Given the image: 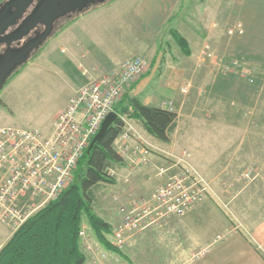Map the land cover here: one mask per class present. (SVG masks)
Here are the masks:
<instances>
[{
	"label": "crops",
	"instance_id": "crops-1",
	"mask_svg": "<svg viewBox=\"0 0 264 264\" xmlns=\"http://www.w3.org/2000/svg\"><path fill=\"white\" fill-rule=\"evenodd\" d=\"M184 2L185 0H106L75 15L58 32H54L28 64L42 74L55 72L60 80L69 86L70 91L60 108L43 121L41 130L45 133L51 131L54 116L66 106L80 85L98 73L116 67L124 58L141 55L147 58L153 67L158 54L162 52L160 45L165 40L167 44L170 42L166 39L169 35L164 31L172 17L171 24L189 43L191 54L186 58L200 54L203 44L209 42L208 39L214 31L213 26L216 23H210L211 18L215 16L216 20H224L225 6L227 11H231L229 15L232 18L239 20L236 15L241 16L243 12V20L259 19L264 26V2L259 3L262 1L253 4L256 3L255 0H215V12L204 7L196 23H191L181 16L179 11L183 9ZM242 34H234L236 38L232 40L231 47L235 55L232 57L241 65L254 67L255 71L259 66L256 62L264 63V56L248 45V39H241ZM216 54H219L218 51ZM84 69L86 74L83 73ZM185 72L184 65L167 63L157 80L153 81L149 76L150 71L129 89L132 95L145 104L161 107L160 102L163 99L172 101L176 120L170 132V140L162 142L147 134L138 122L127 118L123 130H130L134 137L131 139L133 144L135 145V139L140 137L151 147L144 156L146 160L141 161V157L130 150L119 164L110 169L112 176H116L115 180L110 182V187L114 190L112 196L116 194L114 200L122 198L128 203L132 199L137 200L149 195L162 182L158 169L164 167L168 173H172L179 167L182 168L183 163L179 158L183 151H187L190 154L188 162L207 179L211 193L214 194L208 195L183 216L170 218L166 230L171 233L180 231L181 235L164 244L161 238L158 244L166 245L168 251L177 254L186 252L183 258L171 264H264V211L252 214L247 210V205L250 204L249 196H255L258 191L260 193L264 190V131L258 128L251 131L249 126L261 123L262 117L221 119L225 131L215 134V149L212 154H208L201 140L204 136L203 124L207 119L199 115L198 100L192 99L185 104L186 101L178 94L179 80ZM259 74L256 72V78ZM232 85V91L235 93L243 90ZM20 87L8 84L0 92V125L23 124L22 120L14 115L13 101L10 98L13 93H20ZM255 91V94H259L262 91L261 86L257 85ZM188 98L189 96L187 101ZM181 133L183 148L179 149L175 139ZM250 166L259 169L263 177L241 187L237 181L238 172ZM220 205L225 208L229 206L232 217L222 212ZM98 215L110 225L112 232L122 225V215L118 209L109 207L103 215ZM212 223L214 225L206 230ZM83 225L87 227L88 237L102 249L108 250L95 239L85 222ZM203 226L206 227L202 228L201 232ZM10 233L8 231V238ZM217 235H223V238L217 239ZM107 237L109 241H113L112 233ZM125 241L123 244L128 242L127 245L131 246L126 236ZM82 250L86 260L89 259L83 247ZM108 251L119 257L122 255L121 258L128 260L122 251ZM162 264L168 263L165 261Z\"/></svg>",
	"mask_w": 264,
	"mask_h": 264
},
{
	"label": "built area",
	"instance_id": "built-area-1",
	"mask_svg": "<svg viewBox=\"0 0 264 264\" xmlns=\"http://www.w3.org/2000/svg\"><path fill=\"white\" fill-rule=\"evenodd\" d=\"M243 31L241 22L235 21L226 33L242 34ZM214 54L209 43H204L199 59L203 61ZM149 66L145 57L132 55L116 67L89 78L56 113L49 133L32 126L0 125V224L14 232L71 183L77 162L102 120L109 112L115 111L124 91L136 83ZM223 68L238 72L250 83L254 81V69L241 65L235 58ZM86 72L84 69L83 73ZM191 86L189 79L183 80L179 92L187 95ZM161 107L175 112L172 101L162 102ZM119 116L125 123L127 117ZM129 131H121L113 141V148L121 157L132 150L141 161L146 160L147 146L140 137L135 139L134 145L131 140L134 137ZM189 156L183 151L179 158L183 163L180 173L170 174L166 168L160 167L158 176L162 182L147 198L131 200L128 207L121 204L120 211L125 218L122 226L112 232L115 247H121L125 241V230L132 232L143 225H161L171 216L181 217L211 193L207 179L188 162ZM243 177L249 178L250 172H245ZM86 230L87 227L82 225L79 231L81 245L90 255L92 264H102L106 253L89 241ZM222 238L223 235L217 237Z\"/></svg>",
	"mask_w": 264,
	"mask_h": 264
},
{
	"label": "rangeland",
	"instance_id": "rangeland-1",
	"mask_svg": "<svg viewBox=\"0 0 264 264\" xmlns=\"http://www.w3.org/2000/svg\"><path fill=\"white\" fill-rule=\"evenodd\" d=\"M214 1L215 0H185L183 9L181 8L179 12L185 20L190 21L191 23H196V20L199 18L200 12L204 7L213 11V13L215 12ZM255 1L256 3L253 4H258L259 1H262L259 3L264 2L263 0ZM230 12L231 11H227L225 6L224 20H216L215 16L211 18L212 21L210 23H216L215 26H213L214 31L212 36L208 39L211 51L212 53H215L213 56L208 57L203 61L199 59V55H193L192 57L186 58V56L181 53L174 42H172L171 37L169 36L166 38L170 41L169 44H167V41L165 40L164 43L160 45L162 52L158 54L159 56L155 61V64H153V67L151 66L150 61L146 58L150 64L147 72L151 71L149 76L152 77L153 81L157 80L167 63L182 64L186 68V72L179 80V86L183 80L187 79L191 81L192 86L187 95L181 94L178 87V94H180V98L186 101L185 104L192 101V99L198 100V106H200L198 110L199 115L207 119V122L203 124L202 131L204 132V136L201 138V140H203L204 148L207 150L208 154H212L215 149V144L217 142L215 134L217 132L225 131V125L221 119L231 120L232 118L236 117H262L261 123L251 124L249 126H251V131L257 130L254 128L264 131L263 61L256 62L259 63L257 64L259 66L255 69L254 82L252 83L240 76L238 72L234 70H225L223 68V66L226 65L230 59H234L232 56L235 55V53L232 51L231 43L232 40L236 38V36L234 34H227V28L235 23V21L240 20L244 29V34L241 35V39H248V45L252 49L258 50L259 53L264 56V26L261 25L259 19L243 20L241 17L243 12H241V16L238 14L236 15L238 18H240L239 20L232 18L229 15ZM65 21L66 20H64V22ZM40 49L41 47L29 57L28 61L20 67L19 72L16 73L10 80H8V82L5 83L3 88L0 90L1 92L8 84L21 86L19 88L20 93L17 95L13 93L10 97L13 101L12 108L14 110V115L20 118L23 123L19 127L32 126L41 129L40 126L43 125V121L54 111L60 108L70 91L69 86L64 81L60 80L59 76L55 72L47 74L43 72L42 74L39 72V70L32 69L31 64H28L36 57V54ZM216 51H218L219 54H216ZM256 72L260 73L257 75V78ZM230 84H233V87H239L243 90L240 92L237 91L235 93L232 91ZM257 85H259V87L261 86L262 88V91L259 94H255V88ZM201 89H203L202 92H200ZM188 96L189 98L187 101ZM164 101L166 102L170 100L163 99L160 104ZM142 141L147 146V148L150 149V144L143 139ZM175 143L179 149L183 148L182 133L180 135L178 134L175 139ZM153 151L156 152L154 149ZM247 171L250 172L249 178L243 177V174ZM180 172L181 168L179 167L178 170L172 173L170 172V174H177ZM262 177L263 173L259 171V169L250 166L244 168L241 170V172H238L237 181L240 186L243 187L250 181L254 182L259 179L261 180ZM112 178L115 180L116 176H113ZM111 184L112 183L110 182L101 181L92 188L93 209L95 213H100L101 215H103L105 210L109 207H113L114 210L118 209V212L120 215H122V224L125 217L123 218V213H121L120 207L121 204L128 207L129 202L127 203L122 198H116V200H114L113 197L116 194L112 196L114 190L111 189ZM210 194H214V192ZM147 197L148 195L139 197V199H145ZM206 198L207 197H205V199ZM248 200L250 201V204L247 205L249 207V209H247L249 212L252 214H258L261 213V211H264V190L262 192L260 191V193L258 191L255 196L250 195ZM220 208L222 212H224L228 217H232L233 214L230 212L229 206L228 208H225L223 205H220ZM171 217L163 221L161 225H143L138 230L132 232H126L125 230L124 235L126 236V239H129V242H131V246H128L127 242L123 244L121 249L120 247L117 249L124 252L129 261L121 258L122 255L121 257L116 256L113 253H109L108 250L102 249L100 246H98L99 249H101L100 251L106 253V259L103 260L102 264H162L165 261L168 264H171L172 262L183 258L185 255L184 253L186 252L182 251L177 254L175 252L168 251L167 248H165L166 245L158 244L161 238H163L161 240H164V244L165 242L168 243L172 238H179L181 235L180 231H173V233H171L166 230L169 222L171 221ZM213 225L214 223L209 224L207 227H201V232H203L205 227L207 230ZM5 228L12 233L11 229L3 224H0V248L8 238V231ZM197 233L198 232H196V234ZM88 236L89 235L87 234L89 241L93 244H96ZM218 236L220 235H217V237ZM111 239L113 240L112 242L115 241L114 237ZM194 247L195 242L193 241L192 248ZM88 256L89 259H87L88 261L85 259L84 264H92L91 257L89 254Z\"/></svg>",
	"mask_w": 264,
	"mask_h": 264
},
{
	"label": "trees",
	"instance_id": "trees-1",
	"mask_svg": "<svg viewBox=\"0 0 264 264\" xmlns=\"http://www.w3.org/2000/svg\"><path fill=\"white\" fill-rule=\"evenodd\" d=\"M74 16L62 23L55 33ZM172 19L167 22L164 32L183 55L189 56V43L171 24ZM22 65L12 70L6 83ZM131 86L114 107L118 114L116 120L79 158L71 183L55 199L30 215L1 246L0 264H84L86 257L79 237L83 222L103 247L119 251L107 237L112 233L110 225L95 213L92 205V188L101 181L113 182L109 171L122 161L113 148L114 139L125 125L119 115L135 120L147 134L162 142L170 140L176 120V112L145 104L132 95L129 92Z\"/></svg>",
	"mask_w": 264,
	"mask_h": 264
},
{
	"label": "water",
	"instance_id": "water-1",
	"mask_svg": "<svg viewBox=\"0 0 264 264\" xmlns=\"http://www.w3.org/2000/svg\"><path fill=\"white\" fill-rule=\"evenodd\" d=\"M32 0H12L11 4L16 5V11L9 12L8 7L0 11V43H5V50L0 54V90L5 85L15 66L24 64L29 57L42 46V44L51 36V23L58 16L77 15L91 6L103 3L106 0H39L31 13L20 23L13 31L4 34L7 26L14 23L18 16ZM38 22L45 24L44 30L29 39L20 47L11 48V42L22 38ZM118 117L115 111L109 112L102 120L96 134L89 142V148L97 141L107 130V128Z\"/></svg>",
	"mask_w": 264,
	"mask_h": 264
},
{
	"label": "flooded vegetation",
	"instance_id": "flooded-vegetation-1",
	"mask_svg": "<svg viewBox=\"0 0 264 264\" xmlns=\"http://www.w3.org/2000/svg\"><path fill=\"white\" fill-rule=\"evenodd\" d=\"M38 1L39 0H32L31 3L29 5H27V7L18 16L15 17L14 23L7 26L4 34L15 30L20 25V23L31 13V11L34 8V5ZM11 2H12V0H0V11L2 9H4L5 7H8V11L14 13L17 9L16 8L17 6L11 4ZM72 16H74V15L67 13L66 15L58 16L57 18H55L51 23V35L64 22V20H67L68 18H71ZM44 27H45V24L43 22H38L22 38H20L19 40H15V41L11 42L10 47L11 48L20 47L27 39L40 34L44 30ZM4 50H5V43H0V54H2L4 52ZM16 67L17 66H15V68Z\"/></svg>",
	"mask_w": 264,
	"mask_h": 264
}]
</instances>
